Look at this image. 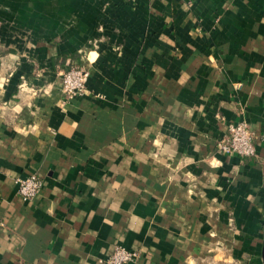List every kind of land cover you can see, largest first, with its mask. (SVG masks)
<instances>
[{"label": "crops", "instance_id": "crops-1", "mask_svg": "<svg viewBox=\"0 0 264 264\" xmlns=\"http://www.w3.org/2000/svg\"><path fill=\"white\" fill-rule=\"evenodd\" d=\"M263 222L264 0H0V264H261Z\"/></svg>", "mask_w": 264, "mask_h": 264}, {"label": "built area", "instance_id": "built-area-1", "mask_svg": "<svg viewBox=\"0 0 264 264\" xmlns=\"http://www.w3.org/2000/svg\"><path fill=\"white\" fill-rule=\"evenodd\" d=\"M61 90L67 97L81 95L85 89L87 72L81 67H70L60 73ZM224 129L216 139L215 147L223 154H236L242 159L254 158L256 147L254 133L244 118L226 122L219 117ZM41 179L31 175L18 180V194L22 198H31L39 191ZM136 258V251L116 246L107 258L109 264H128Z\"/></svg>", "mask_w": 264, "mask_h": 264}, {"label": "water", "instance_id": "water-1", "mask_svg": "<svg viewBox=\"0 0 264 264\" xmlns=\"http://www.w3.org/2000/svg\"><path fill=\"white\" fill-rule=\"evenodd\" d=\"M261 263L264 264V222H263L262 243H261Z\"/></svg>", "mask_w": 264, "mask_h": 264}, {"label": "rangeland", "instance_id": "rangeland-1", "mask_svg": "<svg viewBox=\"0 0 264 264\" xmlns=\"http://www.w3.org/2000/svg\"><path fill=\"white\" fill-rule=\"evenodd\" d=\"M262 264V263H261Z\"/></svg>", "mask_w": 264, "mask_h": 264}]
</instances>
